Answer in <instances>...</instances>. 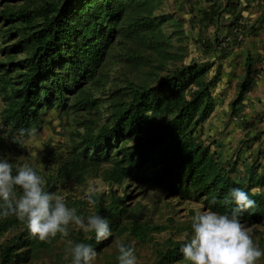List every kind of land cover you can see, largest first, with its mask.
<instances>
[{"label":"trees","instance_id":"obj_1","mask_svg":"<svg viewBox=\"0 0 264 264\" xmlns=\"http://www.w3.org/2000/svg\"><path fill=\"white\" fill-rule=\"evenodd\" d=\"M149 1L0 0L4 58L0 59V126L26 138L47 110L79 114L83 133L61 160L56 181L108 163L106 180L148 183L167 197L194 200L204 210L220 213L231 211L234 205H225L224 200L239 187L256 201L255 208L241 215V222L263 220L264 197L251 196L252 185L235 180L204 137L201 124L214 109L217 81V76L206 78L208 66L187 64L175 67L152 87L128 80L125 89H111L110 97L95 94L106 82L103 66L117 37L138 35L147 28L150 20L137 17L150 12L144 5ZM133 4L129 14L127 6ZM240 20L235 16L225 24L234 44L240 42L236 31L243 36L246 31V22ZM120 59L133 68L142 64L139 54L127 53ZM257 71L246 57L232 108L251 89ZM114 147L117 151L112 153ZM258 183L264 188V172ZM44 187L53 193V184ZM19 224L21 231L0 247V264H22L33 248L50 243L31 236L26 223L14 215L0 217V235ZM142 229L132 226L136 233ZM83 243L92 245L94 240ZM179 248L176 241L156 264L183 257Z\"/></svg>","mask_w":264,"mask_h":264},{"label":"rangeland","instance_id":"obj_2","mask_svg":"<svg viewBox=\"0 0 264 264\" xmlns=\"http://www.w3.org/2000/svg\"><path fill=\"white\" fill-rule=\"evenodd\" d=\"M225 1L150 0L145 3L150 12H141L137 19L142 16L148 18L147 28L140 30L138 35L127 36L124 33L117 37L103 66L106 82L95 90V94L105 93L103 98L110 97L111 89H125L128 80L152 87L171 74L175 67L187 64L208 66L206 78L217 76V81L213 90L214 109L201 124L204 137L220 163L231 169L233 178L251 184L252 188L259 187L262 190L260 195L264 197V188L258 183L264 172L261 164L264 151L259 147L262 141L255 147L251 143L253 139L257 141L261 136L256 137V134L262 132L250 133L254 128L248 126L249 121L239 107L243 99L232 108L238 94L239 71L244 72L245 54L238 48L246 33L240 42L234 44L227 36L225 24L235 16L241 17L242 23L246 18L240 12V15L234 13L232 4ZM131 6L135 4L127 6L129 14ZM127 53L139 54L142 64L133 68L121 60ZM0 59L4 61L1 55ZM80 120L79 114L50 109L42 114L40 123L26 138L0 126V156L11 162L15 169L24 164L33 167L43 178L44 186L53 184V193L61 196L68 207L75 208L77 215L87 218L96 213L107 217L113 222L109 224L112 236L97 244L93 232H83L70 225L67 237L58 233L48 246L33 248L30 258L22 264H72L69 241L74 244L87 239L94 240L91 246L97 252L93 264H118V243L134 247L137 264H156L176 241L185 235L191 236L192 217L201 210V203L167 197L162 189L148 183L106 180L104 169L108 163L88 169L67 181H56L55 174L61 160L79 141L78 134L83 133ZM116 151L117 147H114L112 153ZM30 153L38 155L33 159ZM87 196H91L94 203H90ZM242 223L253 228L252 238L264 250V219ZM133 224L142 226L140 233L132 230ZM21 229L19 224L0 235V247ZM167 264L190 262L180 257ZM257 264H264V257Z\"/></svg>","mask_w":264,"mask_h":264},{"label":"clouds","instance_id":"obj_3","mask_svg":"<svg viewBox=\"0 0 264 264\" xmlns=\"http://www.w3.org/2000/svg\"><path fill=\"white\" fill-rule=\"evenodd\" d=\"M30 155L35 159L38 154ZM44 184L29 164L17 167L14 172L11 162L0 159V217L16 216L26 223L29 234L41 242H51L58 233L67 237L70 225L93 232L97 244L112 236L107 217L96 213L87 218L77 215L75 208L68 207L61 196L46 191ZM261 192L259 187L252 188L251 196ZM86 198L94 203L91 196ZM224 204L234 206L226 213L204 210L202 206L192 217L191 236L177 241L179 251L190 264H257L264 257V250L252 238L253 228L240 219L243 213L256 207V201L247 191L236 187L230 190ZM69 244L72 264H93L97 252L90 244L71 241ZM117 247L118 264H137L133 246L118 243Z\"/></svg>","mask_w":264,"mask_h":264},{"label":"crops","instance_id":"obj_4","mask_svg":"<svg viewBox=\"0 0 264 264\" xmlns=\"http://www.w3.org/2000/svg\"><path fill=\"white\" fill-rule=\"evenodd\" d=\"M224 3H231L234 13L240 12L246 18V37L238 49L245 54V60L246 57L251 58L258 71L239 107L249 121L248 126L254 128L250 133L262 132L256 134L262 138L253 139L251 143L255 147L262 141L259 147L264 151V0H226ZM239 73L237 81L240 82L244 72L240 70ZM261 162L264 167V152Z\"/></svg>","mask_w":264,"mask_h":264},{"label":"built area","instance_id":"obj_5","mask_svg":"<svg viewBox=\"0 0 264 264\" xmlns=\"http://www.w3.org/2000/svg\"><path fill=\"white\" fill-rule=\"evenodd\" d=\"M236 35L239 41L243 39V34L240 30L236 31ZM235 120H237V118H235Z\"/></svg>","mask_w":264,"mask_h":264}]
</instances>
